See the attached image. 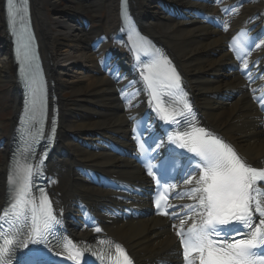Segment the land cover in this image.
<instances>
[{"label":"bare ground","instance_id":"obj_1","mask_svg":"<svg viewBox=\"0 0 264 264\" xmlns=\"http://www.w3.org/2000/svg\"><path fill=\"white\" fill-rule=\"evenodd\" d=\"M75 1L77 8L71 12L58 0H32L46 81L59 109L58 143L47 162L48 195L57 213L67 218L70 235L79 241L107 236L130 250L139 264L172 261L179 251L173 233L176 223L151 214L149 194L144 190L148 181L130 157L134 152L130 122L135 110L124 105L119 92L125 80L135 77L131 53L116 36L120 34V0ZM4 2L0 0V27L6 30ZM46 7L51 8L52 19ZM127 7L140 32L162 48L188 86L202 127L232 143L247 163L262 166L263 112L250 100L253 87L248 80L237 69H229L233 62L226 45L244 22L261 25L264 0H128ZM225 9H230L228 14H223ZM87 14L106 31L89 26ZM221 23L222 30L217 29ZM0 42V50L6 53L0 62V87L8 85V99L17 115L22 91L16 84L11 47L5 38ZM263 44L264 40L258 46ZM106 54L113 59L103 63L98 57ZM258 57L262 59L257 71L264 66V54ZM113 66L125 73L122 81L115 82L104 72ZM65 95L71 96L73 106L64 100ZM9 125L12 131L14 119L0 124V140L6 142L0 164V209L7 188L9 145L4 131ZM122 185L133 189L135 202ZM183 187L191 189L192 185ZM134 210L141 216L133 215ZM92 215L98 223L91 228L73 221L80 217L86 222ZM97 227L100 232L95 231Z\"/></svg>","mask_w":264,"mask_h":264},{"label":"snow or ice","instance_id":"obj_2","mask_svg":"<svg viewBox=\"0 0 264 264\" xmlns=\"http://www.w3.org/2000/svg\"><path fill=\"white\" fill-rule=\"evenodd\" d=\"M27 0H7V15L10 25L15 28L19 22L26 31L25 15L27 14ZM29 37L27 40L20 37L18 55L23 57L26 68L30 71L34 56L31 51ZM233 47L239 45L234 41ZM245 67L247 63L245 62ZM151 100L155 103V110L165 123H174L176 116H192L191 105L184 101V110L177 112L175 109L164 105L159 96L172 95L171 91L161 93V88L176 90L182 93L180 76L171 65V61L159 53L144 64L141 73ZM35 82L34 80L32 81ZM33 89L32 116L35 118L37 99ZM186 95V94H185ZM41 115L43 101L40 100ZM29 109L26 105V112ZM187 118V117H186ZM53 121V125H54ZM52 132H55L53 126ZM174 139L179 141V147L186 148L198 157L195 168L196 176L189 174L184 183L193 185L189 198L197 201L195 206L196 216L200 218L199 224L193 223L184 231V220L180 218V229L176 231L183 248L185 264H264V169H258L249 165L229 144L222 141L202 127H194L191 132H177ZM139 148L142 153L146 151L144 144ZM42 163V161H41ZM42 170L37 167L35 175H42ZM148 175H155L151 168ZM34 174L31 165L21 166L17 163L14 176L9 177L12 186L8 206L2 209L0 222L7 224L4 229L0 224V264H11L12 254L20 247L27 248L29 243L33 245L43 244L49 251V237L53 235V229L60 224V220L54 214L52 202L39 189V203L33 194ZM159 183V181H157ZM160 199H165L161 197ZM160 199L156 201V207L161 208ZM193 206L189 205V208ZM161 215H171L166 210L159 211ZM254 215L258 219L254 220ZM219 225H233L236 235L243 238L218 240L214 237L224 236V229ZM175 227V225H173ZM249 229L247 233L243 230ZM96 232L101 229L97 227ZM100 244L106 242L99 241ZM66 258L75 264H80L84 252L89 249H80L72 241L60 245ZM260 249L261 251H257ZM93 255L97 253L93 252ZM98 259H105L103 255H97ZM113 264H133L126 251L119 245H115V253L109 254Z\"/></svg>","mask_w":264,"mask_h":264},{"label":"rangeland","instance_id":"obj_3","mask_svg":"<svg viewBox=\"0 0 264 264\" xmlns=\"http://www.w3.org/2000/svg\"><path fill=\"white\" fill-rule=\"evenodd\" d=\"M82 1L87 3V4H89V2L90 3L91 2L92 3H94V2L98 3V0H82ZM58 3H59V5L61 7L66 8L68 11H71V12L75 11L74 9L77 8V1H75V0L73 2H71V0H58ZM72 8H74V9H72ZM45 9L47 11L48 18L52 19V14H51V11H50L51 8L48 9L46 7ZM101 15H102L103 19L107 16L105 11L101 12ZM81 16H83V15H81ZM85 17H86V19L89 20L91 27L100 28L104 32L106 31L105 28L102 25L99 26L98 23L95 22L96 20L93 19V16L91 14L85 15ZM3 31L4 30L1 29V27H0V41H2V39L4 40ZM5 54H6L5 52H2V50H0V62L3 59V56ZM7 88H8V85H7V87H0V124L1 125L2 124H8L9 121L12 120L13 114H14L13 109L11 108L13 106V102L11 100L9 101V99H8V94H7V91H6ZM65 96L66 97H65L64 100H66V102L68 103L69 106H73L74 104L71 103V101H73V100H71V96H68V95H65ZM10 128H11V125H9V128L4 131L5 138H8V134L10 132ZM3 162H4V156H3L2 151H0V164H2Z\"/></svg>","mask_w":264,"mask_h":264}]
</instances>
